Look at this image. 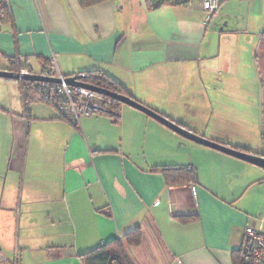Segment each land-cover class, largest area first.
<instances>
[{
    "label": "crops",
    "instance_id": "obj_1",
    "mask_svg": "<svg viewBox=\"0 0 264 264\" xmlns=\"http://www.w3.org/2000/svg\"><path fill=\"white\" fill-rule=\"evenodd\" d=\"M263 44L264 0H228L212 18L200 0H9L0 71L41 75L54 57L62 76L104 74L193 133L263 155ZM19 82L0 78V264H81L135 228L132 264H236L244 229L264 219L263 169L124 105L117 122L76 126L36 97L26 110ZM159 168H190L195 192Z\"/></svg>",
    "mask_w": 264,
    "mask_h": 264
},
{
    "label": "built area",
    "instance_id": "obj_2",
    "mask_svg": "<svg viewBox=\"0 0 264 264\" xmlns=\"http://www.w3.org/2000/svg\"><path fill=\"white\" fill-rule=\"evenodd\" d=\"M190 1L187 0L186 4ZM226 1L228 0H200V5L208 18H212ZM8 7L9 0H0V27L7 17ZM18 72L29 74L25 70ZM41 75L59 79L60 83L26 82L27 86L20 85L24 107L28 105V93H32L38 101L53 108L60 119L72 126H76L81 119L103 113V99L100 96L82 87H72L64 83L66 77L59 73L54 57L49 58L48 66ZM78 76L85 77L83 74ZM81 79L78 81L82 82ZM190 190L195 192V183L190 184ZM237 253L241 264H264V219L259 221L257 227L244 229Z\"/></svg>",
    "mask_w": 264,
    "mask_h": 264
},
{
    "label": "trees",
    "instance_id": "obj_3",
    "mask_svg": "<svg viewBox=\"0 0 264 264\" xmlns=\"http://www.w3.org/2000/svg\"><path fill=\"white\" fill-rule=\"evenodd\" d=\"M105 1H108V0H78L79 4L85 8L105 2ZM145 2L149 10H156L165 5H172V6L185 5L187 0H145ZM19 69L20 70L25 69V67L21 65L19 66ZM83 75H85V77H83L81 80L84 84L99 87L109 92L116 93V94L133 99L130 95L127 94V92L120 85H118L113 80L109 79L104 74L88 72V73H83ZM19 83L20 85H23V87L27 86L26 82H19ZM34 98L35 96L32 93H28V98H27L28 105L25 106L26 110L28 109V106L30 105V103L33 101ZM101 98L103 99V113L111 115V118L113 119V121L117 122L119 115H120V110H121L120 108L122 105L114 100H111L105 97H101ZM168 120L173 122L170 119ZM177 125L186 129L180 124H177ZM186 130H189V129H186ZM263 142H264V135H263ZM227 147H230V146H227ZM232 149L240 151L239 149H236V148H232ZM241 152L251 154L250 152L243 151V150H241ZM259 156L264 157V154L263 155L261 154ZM158 170L162 174L167 186H178V185H184L188 183H194L196 179L195 174L191 170H188V169L187 170L186 169L176 170L173 168H159ZM194 219L195 217H177L176 218V220L181 224L191 223L194 221ZM141 241H142V231L140 228H135L131 232L124 235L122 239L115 240L110 243H105L101 245L99 248L93 250L92 252L80 256L79 260L81 261V264H132L126 255L125 249L127 247H136L140 245ZM233 261L236 264H241L239 262L238 253L233 254Z\"/></svg>",
    "mask_w": 264,
    "mask_h": 264
},
{
    "label": "water",
    "instance_id": "obj_4",
    "mask_svg": "<svg viewBox=\"0 0 264 264\" xmlns=\"http://www.w3.org/2000/svg\"><path fill=\"white\" fill-rule=\"evenodd\" d=\"M0 78L2 79H8V80H15V81H20V82H43V83H55L59 84L60 80L56 78H48L44 77L42 75H34V74H22L20 72H9V71H0ZM82 77L80 76H73V77H66L64 79V83L68 86L72 87H82L88 91L93 92L94 94L100 96V97H105L111 100H114L118 102L121 105L130 107L132 109H135L139 112H142L143 114L147 115L148 117L152 118L156 122L160 123L161 125L165 126L166 128L170 129L172 132L175 134L181 136L185 140L200 144L202 146H205L207 148H210L212 150L221 152L223 154H226L228 156H231L233 158L239 159L241 161H244L246 163H249L251 165H254L258 168H261L264 170V157L255 155V154H249V153H244L241 151H237L235 149H232L230 147L224 146L222 144L215 143L213 141L207 140L202 136H199L189 130H186L177 124L169 121L165 117L161 116L157 112H154L153 110L149 109L148 107L142 105L141 103L116 94L109 92L105 89L91 86L84 84L82 82H79Z\"/></svg>",
    "mask_w": 264,
    "mask_h": 264
},
{
    "label": "rangeland",
    "instance_id": "obj_5",
    "mask_svg": "<svg viewBox=\"0 0 264 264\" xmlns=\"http://www.w3.org/2000/svg\"><path fill=\"white\" fill-rule=\"evenodd\" d=\"M260 57H261V62H260V65H261V75H262V78H263V81H264V44L260 50ZM257 134H261L260 133V130L257 131ZM257 139H256V145L254 147H261V149L263 150L264 149V145H263V140H262V136H259L257 135ZM259 147V148H260Z\"/></svg>",
    "mask_w": 264,
    "mask_h": 264
}]
</instances>
